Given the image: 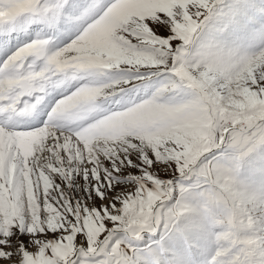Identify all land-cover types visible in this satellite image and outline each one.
I'll return each instance as SVG.
<instances>
[{"label": "rangeland", "instance_id": "1", "mask_svg": "<svg viewBox=\"0 0 264 264\" xmlns=\"http://www.w3.org/2000/svg\"><path fill=\"white\" fill-rule=\"evenodd\" d=\"M221 1L208 0V5L215 10L219 8ZM17 2L27 4L29 0H17ZM79 2L83 7L80 8L76 16L72 17L71 22L73 24L78 23L79 26L85 22V25L74 35L71 34L70 29L67 27L68 23L64 21L60 20L56 26L60 15H54L52 11L49 12V15L55 16V18L47 17V23H54L51 27L50 25H45L42 20L33 21L30 15H23L22 22H18L16 25H22L24 28L17 27L10 35L0 32V47L5 52L1 60V67L9 56L11 57L19 48L31 43L33 40H38L37 38L44 35H41L42 33L47 32L45 33L47 34L46 36L39 39H47L49 41L48 54L55 52L75 39L83 30V27L86 26V23L96 14L100 6L104 4L100 0H93L92 3L89 0H79ZM188 3L189 0H108L107 4L109 6L103 14L95 22L87 24L81 33L84 36L79 44V47L83 50L81 55H97V48L104 44L111 34L115 33L120 22L125 19H131L136 16L143 21L144 17L153 15L154 11L161 5L179 4L182 7H187ZM222 10L224 15H218L212 19L210 24L206 21L211 15L206 20L203 14L195 17L201 22V26L193 33L190 44L186 46L189 52L199 53L203 51L204 48L215 44V38L218 36H224L230 41L235 33L243 27V19L258 18L261 13H264V2L262 0H224ZM191 11L196 12L197 9L193 7ZM199 11L204 13L205 9L201 8ZM4 14L6 13L0 12V15ZM30 22L32 23L30 24ZM73 24L71 26H74ZM2 27L6 30L14 28L13 24ZM27 27L28 29H25ZM73 28H78V25ZM145 31H147V27H145ZM26 33H30V35L28 36ZM123 35L127 36V33H123ZM22 42L24 43L20 45ZM133 43H135L134 39ZM261 44H264V30H257L249 35L245 47L248 50H252ZM12 48L13 54L7 51ZM98 55L105 60L114 59V54H110L103 49L100 50ZM42 59L43 57L31 58L30 62L25 64L21 75H27L29 72H40L45 67V64H42ZM167 59L171 62L165 65L163 61L151 57L122 58L119 63L108 65L107 71L99 80L91 75L84 76L80 80L77 77L72 90L65 95L57 96L63 91L64 87H68V81L66 80L63 85H60L58 93L53 98L57 97V102L67 95L65 107L74 113L77 106L89 105L98 95H104L105 89L113 90V94L117 99L123 97L128 100L142 97L144 98V103H133L130 112L124 109L110 113L107 119L102 117V123L97 128L89 130L85 135H80L78 129L86 126L91 120L86 116L78 115L71 120H62L55 124H50L46 136L23 135L20 147L23 157L22 166L25 171L22 175H18L16 164L10 165L7 186L3 183L4 159L0 156V212L6 206L14 207L13 197L9 193V188L16 183L23 188L24 192L23 220L27 224L28 233H32L34 228L38 229L40 227L39 220L35 224L33 223L31 211V205L35 203L36 195L40 197L38 210L41 213V218L48 224L49 228H59L61 225L57 223L56 217L59 213L68 214V211H70H66L68 200L73 203L72 207L76 209L73 214L76 216L80 215L79 208L76 207L77 203H79L80 208H83L84 205L96 207L92 200L96 187V184L91 183L92 176L104 174L105 168L109 167V165L112 168L117 166L122 168L123 162L130 155L135 156L137 152H140L141 155L149 152L156 154L157 163L161 165L160 170L148 169L143 174L146 175L147 171H151V179L157 184L158 192L164 193L168 179L172 178L171 186L173 178L178 175L180 163L184 157L180 154L181 150L177 149L175 144L170 143V141L174 140L162 139L159 135L146 130L144 125L145 118L151 116L154 111L159 114L160 109H166L171 106L162 102V98L165 95L173 97L179 95L176 85L183 79L180 69L185 66V62L182 54L178 58L168 57ZM113 69L115 72L122 74L114 76ZM128 72L139 73V75H127L126 73ZM54 73L58 74L59 79L64 74L54 68V71H44L41 76L36 78V81H40L44 85L51 74L53 75ZM86 81L87 84L83 92L78 96L70 94ZM21 83H24V81H21ZM184 83L187 86V80H184ZM259 85H264V77L259 76L258 72L253 73L246 86L242 89L244 101L251 104L264 101V88H259ZM96 89H99V91H95ZM36 91L39 92L37 94H43L39 88ZM64 91L67 92L68 90ZM94 92L95 96L93 98ZM148 101H151V103H148ZM56 102L52 105L53 107ZM102 107L112 109L113 104L108 103ZM52 108L48 110L45 122L48 120L47 118ZM133 129H136V132ZM137 132L139 135H137ZM126 135H137L138 149L129 147L125 143H120L121 138ZM97 137H104L105 140L97 143ZM113 161L118 162V164L113 163ZM173 164L176 165V171H173ZM164 165H167V167H164ZM140 167L142 166L138 165L137 171L134 173H124L118 182L117 192H122L141 174ZM85 170L89 173L87 178L84 176ZM109 174L112 173L110 172ZM104 179L107 181L108 176H105ZM21 181L23 182L22 184H20ZM112 182L114 183L115 181ZM171 190L170 188L169 192ZM154 195H156V198L152 200V204H155L157 200L164 199L163 195ZM120 196L122 198L123 193ZM170 200L174 202V197H170ZM145 207L149 206L145 205ZM113 211L115 212V208ZM12 222L19 223V220ZM156 228V234L153 233L156 232L155 230L145 231L139 240L130 242V234L119 226L118 222H113L106 227L103 237V241H106V243L95 250L97 257H89L81 251L82 253H77L69 264H129L126 254L122 252V248L130 249V247L132 252L131 264H158L159 245L167 239L168 236L163 237V235L168 231L169 225L162 221L158 223ZM76 230H80L78 223ZM84 230H86L83 233L84 241L76 244L70 257L74 255L77 248L82 250L85 247H89L87 233L91 243L103 229L89 215L88 220L85 221ZM41 231L43 230L41 229ZM108 234H110L109 237H107ZM43 243L44 241L41 240L40 245H37V247L39 248ZM114 246H118L116 252L112 250ZM71 248V239H66L60 242L54 252L63 258L64 255L70 254ZM181 259L189 262V264H204L203 259H194L191 252H188L187 256L181 257ZM47 260L48 257L41 253L36 257L35 264H46Z\"/></svg>", "mask_w": 264, "mask_h": 264}, {"label": "clouds", "instance_id": "2", "mask_svg": "<svg viewBox=\"0 0 264 264\" xmlns=\"http://www.w3.org/2000/svg\"><path fill=\"white\" fill-rule=\"evenodd\" d=\"M108 6L107 2L102 4L86 26ZM81 7L79 0H39L34 11L26 15L45 20L52 11L70 24ZM257 30H264V13L243 19V27L230 41L218 36L215 44L199 53L186 47L182 53L185 66L180 69L183 79L176 85L179 95L162 98L179 112L173 127L182 133L180 143H170L181 150L184 159L172 190L158 192L164 199L152 204L151 210L133 213L121 225L130 234V242L139 240L145 231L155 230L162 221L169 225L170 233L159 245L158 264H189L181 259L188 252L204 264H264V101L251 104L242 95L253 73L264 77V44L252 50L245 47L249 35ZM41 40L47 41L42 59L45 64L49 41ZM121 74L114 70V76ZM36 85L32 95L22 97L18 105L21 115L36 108V103L29 102L39 93L36 89L41 82L36 81ZM22 91L18 89L15 95ZM143 99H117L113 90L105 89V94L89 105L77 106L75 113L92 122ZM108 103L113 104L112 109L102 107ZM104 243L97 236L90 248ZM117 247L112 250L116 252Z\"/></svg>", "mask_w": 264, "mask_h": 264}, {"label": "snow or ice", "instance_id": "3", "mask_svg": "<svg viewBox=\"0 0 264 264\" xmlns=\"http://www.w3.org/2000/svg\"><path fill=\"white\" fill-rule=\"evenodd\" d=\"M39 0H29V3H18L17 0H0V12L6 13L0 15V26L13 24L18 17L33 12ZM195 7L196 12L191 9ZM205 9L204 13H200L199 9ZM171 9V10H169ZM213 7H209L208 0H189L187 7L179 4L168 6L161 5L153 15L144 17L143 21L139 17L133 16L131 19H125L120 22L115 33L97 48V55H81L83 51L79 44L82 42L83 34L78 35L70 43L59 48L51 54H47L45 67L38 73L29 72L27 75H21L29 58L44 57L46 55L47 41L38 39L19 48L11 57L5 61L0 67V113L13 112L19 113L18 105L21 102L22 94L32 95L33 89L37 87L36 78L41 76L49 67H54L57 71L67 74L69 71L72 78L84 77L87 75L94 76L97 80L104 76L108 65L119 63L122 58L128 57H151L156 60L163 61L165 65L171 61L167 59L178 58L186 46L191 42V36L201 26V22L195 19L196 16L204 15L205 20L211 15ZM147 27V31H145ZM170 29V30H169ZM127 33V36L123 35ZM133 39L135 43H133ZM106 50L110 54H114L113 60H105L99 57L100 50ZM114 70V69H113ZM139 75V74H138ZM24 81V83H21ZM87 81L78 87L71 94L78 96L84 91ZM18 89H22L20 96L15 95ZM45 86L41 84L39 90L43 92ZM95 91H99L96 89ZM95 92L93 93V98ZM40 97H37V103ZM142 104L144 102H141ZM151 103V101H148ZM66 100L60 99L58 104L54 106L49 114L47 122L42 127L30 131H15L0 126V156L4 159V178L3 183L8 184V169L13 163L16 164L17 174L22 175L25 169L22 166L21 138L23 135H41L46 136L50 124L59 121H67L74 119L76 113L65 107ZM132 105L125 110L131 111ZM20 114V113H19ZM108 118V115L103 117ZM179 118V112L176 107L170 106L166 109H160L159 114L153 112L149 117L145 118L144 128L148 131L159 135L162 139L174 140L180 143V135L174 127V121ZM102 123V119L98 118L88 123L86 126L79 128L80 135H85L91 129L97 128ZM136 132V129H133ZM137 135L139 133L137 132ZM137 135L124 136L120 143H125L129 147L139 148ZM105 140L104 137H97L96 142L100 143ZM147 161V162H146ZM113 163H117L113 161ZM131 165V167H130ZM141 165L140 175L133 180L122 192H117L116 188L120 178L125 172L134 173L137 166ZM167 167V165H164ZM161 165L157 163L156 154L153 152L141 155L137 152L135 156L130 155L123 162V167L112 168L111 165L105 168L104 174H96L91 183L96 184L94 195L92 197L95 208L91 205H84L79 208L80 215L73 213L76 211L72 207L73 203L67 201L68 214L59 213L56 217L59 228H49L48 224L41 218L39 212L40 197L35 196V203L31 205L33 223L39 220L40 227L34 228L32 233H28L27 224L23 220L24 215V192L23 188L14 183L9 188V193L13 197L14 207H5L0 212V264H35L36 257L43 253L48 257L46 264H69L70 255L73 253L76 244L84 241L83 233L85 221L89 215L92 220L96 221L98 226H102L99 237L103 240L106 227L113 222H118L119 226L133 213H141L151 210L152 200L158 194L157 184L151 179L152 172L144 171L148 169L160 170ZM173 171H176V165H172ZM51 171V169H49ZM112 174H109V173ZM158 175V172H157ZM85 178L89 176L87 170L84 173ZM108 176L107 181L104 179ZM158 180H162L157 178ZM112 181H115L114 183ZM23 182L21 181L20 184ZM111 189V191H109ZM123 193L121 198L120 194ZM51 203V201H49ZM103 205V207H101ZM148 205L149 207H145ZM115 208V212L113 209ZM86 209V211H85ZM19 220V223L12 221ZM79 224L80 230H76ZM41 229L43 231H41ZM23 233V234H22ZM87 233V232H86ZM71 239L72 248L70 254L64 255L63 258L56 255L54 249L60 242ZM41 240L44 241V247H37ZM87 241L90 248V238L87 233ZM97 248H90L95 251ZM31 257V259H30Z\"/></svg>", "mask_w": 264, "mask_h": 264}, {"label": "bare ground", "instance_id": "4", "mask_svg": "<svg viewBox=\"0 0 264 264\" xmlns=\"http://www.w3.org/2000/svg\"><path fill=\"white\" fill-rule=\"evenodd\" d=\"M57 16H58V14H57ZM48 18H50V16H49V13H48ZM18 22H22V20H17L16 21V23H18ZM48 22V21H47ZM50 24V26L53 24L54 25V23H49ZM8 30V29H7ZM6 30V31H7ZM31 58H29V60H30ZM68 87L67 88H65L64 87V89H63V91L61 92V93H59L57 96H61V95H63V94H65L66 93V91H64V90H71V88L75 85V83H76V78H72L71 76H69L68 77ZM61 89H62V87H61ZM41 115H42V112H40V114H39V117H41ZM48 119V118H47ZM7 125V127H9L10 125H15L14 123H9V124H6ZM168 191H169V189H167ZM156 231V230H155ZM146 232H150V231H146ZM107 237H109V236H107ZM148 244V243H147ZM122 252L124 253V254H126V258H127V261L129 262V264H131L130 262H131V256H132V252H131V247H130V249H125V248H122ZM83 252V254H88L89 252H92V254L93 253H95V251H91L90 250V248L89 247H85V248H83L82 250H79V252H78V254L80 253V252ZM81 252V253H82Z\"/></svg>", "mask_w": 264, "mask_h": 264}, {"label": "water", "instance_id": "5", "mask_svg": "<svg viewBox=\"0 0 264 264\" xmlns=\"http://www.w3.org/2000/svg\"><path fill=\"white\" fill-rule=\"evenodd\" d=\"M171 180H172V178H169L168 179V181H167V184H166V188L167 189H170V182H171ZM79 248H77V250H75V253H74V255L73 256H71L70 258H69V262L74 258V256L79 252ZM87 255H93L92 254V252H89Z\"/></svg>", "mask_w": 264, "mask_h": 264}]
</instances>
